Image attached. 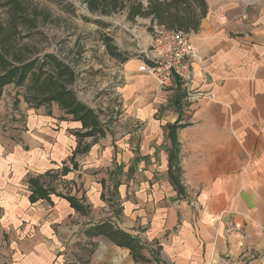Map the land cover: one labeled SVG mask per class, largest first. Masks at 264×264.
Returning <instances> with one entry per match:
<instances>
[{
	"label": "crops",
	"instance_id": "0c3cea01",
	"mask_svg": "<svg viewBox=\"0 0 264 264\" xmlns=\"http://www.w3.org/2000/svg\"><path fill=\"white\" fill-rule=\"evenodd\" d=\"M207 2L192 30L200 57L194 88L206 96L190 101L180 87L162 89L139 71L152 36L132 58L105 37L107 53L119 60L111 127L95 109L97 100L77 96L69 66V88L98 126H83L57 103H44L30 109L22 140L0 142V227L23 229L7 264H78L64 250L86 244L94 247L80 264H264V0ZM52 103L55 108H41ZM176 122L182 190L169 179V125ZM29 175L73 187L61 193L45 183L78 199L87 214L55 194L30 203ZM106 176L120 220L85 226L107 221L136 238L137 259L105 235L88 237L86 229L87 236H77L79 225L70 223L109 203Z\"/></svg>",
	"mask_w": 264,
	"mask_h": 264
},
{
	"label": "rangeland",
	"instance_id": "374dc122",
	"mask_svg": "<svg viewBox=\"0 0 264 264\" xmlns=\"http://www.w3.org/2000/svg\"><path fill=\"white\" fill-rule=\"evenodd\" d=\"M207 3V0H0V75L25 60H36L34 71L44 61L43 71L51 70L52 65L55 68L58 62L71 66L76 75L72 86L77 96L97 100L95 109L111 127L118 113H115L116 103L110 88L119 60L107 53L105 37H110L113 45H119L125 58H132L148 36L153 35L154 25L184 32L195 30L196 23L208 11ZM46 54L55 59L47 61ZM31 73L27 74L25 83L18 84L12 79L0 90V142L4 146L19 142L28 131L27 119L34 105L26 100L33 92L28 89L33 82ZM51 107L55 108L56 104L41 108ZM123 178L120 176V180ZM105 179L104 194L109 203L103 202L104 207L97 213L78 215L70 222L79 225L76 231L79 237L87 236L85 225L89 222L111 217H116L114 222L120 220L119 203L111 204V180L108 176ZM44 181L58 192H72L73 187L67 189L70 186L58 178L46 176ZM56 226L62 228L61 224ZM22 232L20 228L0 227V264H7L3 259L8 258L12 241ZM57 235L67 237L70 234L58 230ZM86 245H76V250L66 247L64 255L72 259L75 255L80 260L78 264L85 263L94 247Z\"/></svg>",
	"mask_w": 264,
	"mask_h": 264
},
{
	"label": "trees",
	"instance_id": "16d2710c",
	"mask_svg": "<svg viewBox=\"0 0 264 264\" xmlns=\"http://www.w3.org/2000/svg\"><path fill=\"white\" fill-rule=\"evenodd\" d=\"M95 1V0H92ZM203 2V0H200ZM137 13L139 10L136 11ZM199 22L196 23L193 29H196ZM1 56V54H0ZM47 61L50 59H55L51 54H46L44 56ZM1 60V57H0ZM36 60H25L23 62H17L18 66L12 65L3 74L0 75V90L3 85L11 83L12 79L16 80V83L22 84L27 80V74H31L33 82L28 86V89L33 90L31 94L27 95L26 100L33 102V106H39L44 103H57L58 106L73 115L75 119L81 120L83 126H91L92 129L98 126L96 116L93 112L86 107L82 102L78 101L74 91L69 88V85L74 80V73L72 69L61 62L52 65L51 70L43 71L42 65H40L37 71H34V65ZM46 63V62H45ZM57 68V69H56ZM31 79V80H32ZM179 126L176 122L169 125L170 135L172 136V149L169 152V179L174 184L178 190H182V185L180 182V166H179V143L176 140L174 131ZM92 131V130H91ZM85 132L83 134H78L80 136H86L90 132ZM63 172L66 169L63 168ZM48 173V172H46ZM45 173V174H46ZM44 176H32L29 175L27 178L29 196L28 199L30 203H35L38 200H49L51 194H55L58 197H64L68 200L70 206L77 212L87 214L86 206L83 205L78 199L73 196L66 194H61L55 191L51 186H47L44 181H42ZM86 234L89 237H96L99 235H105L109 238L115 245L120 247H126L135 256L138 255V250L141 246L138 244L136 238L130 236L129 234L121 231L120 229L114 228L110 222H102L100 224H95L86 230Z\"/></svg>",
	"mask_w": 264,
	"mask_h": 264
},
{
	"label": "built area",
	"instance_id": "2783aa9c",
	"mask_svg": "<svg viewBox=\"0 0 264 264\" xmlns=\"http://www.w3.org/2000/svg\"><path fill=\"white\" fill-rule=\"evenodd\" d=\"M154 31L138 69L151 76L162 89L180 87L190 101L206 96L194 88V63L199 59L192 41V32L153 26Z\"/></svg>",
	"mask_w": 264,
	"mask_h": 264
}]
</instances>
